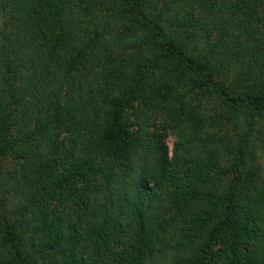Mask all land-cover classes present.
I'll return each instance as SVG.
<instances>
[{
	"label": "trees",
	"instance_id": "trees-1",
	"mask_svg": "<svg viewBox=\"0 0 264 264\" xmlns=\"http://www.w3.org/2000/svg\"><path fill=\"white\" fill-rule=\"evenodd\" d=\"M0 264H264V0H0Z\"/></svg>",
	"mask_w": 264,
	"mask_h": 264
},
{
	"label": "rangeland",
	"instance_id": "rangeland-1",
	"mask_svg": "<svg viewBox=\"0 0 264 264\" xmlns=\"http://www.w3.org/2000/svg\"><path fill=\"white\" fill-rule=\"evenodd\" d=\"M166 140L170 146V151L172 152L173 148H174V141H175V138L174 136L171 134V133H167L166 134Z\"/></svg>",
	"mask_w": 264,
	"mask_h": 264
}]
</instances>
